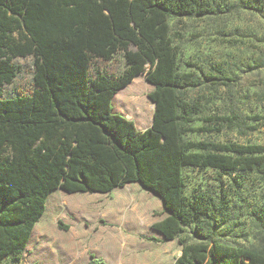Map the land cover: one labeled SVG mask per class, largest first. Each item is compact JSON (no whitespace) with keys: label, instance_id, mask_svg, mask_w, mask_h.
<instances>
[{"label":"trees","instance_id":"16d2710c","mask_svg":"<svg viewBox=\"0 0 264 264\" xmlns=\"http://www.w3.org/2000/svg\"><path fill=\"white\" fill-rule=\"evenodd\" d=\"M212 12L202 0H0V264L21 263L52 192L109 194L133 183L162 201L168 216L151 229L166 242L186 224L203 222L195 231L201 242L181 243L174 264H264V249L215 240L220 207L185 195L186 167L264 175V145L185 139L214 129L193 127L203 104L183 91L229 79L181 73L169 21ZM29 57L33 88L5 98L4 87L19 72L14 60ZM142 74L154 87L156 111L152 128L139 131L114 112L113 100L135 109L141 126L150 122L154 105L135 80ZM249 120L256 124L250 130L264 127V116ZM206 121L231 129L246 124L239 115ZM129 198L135 206L113 215L136 221L142 208ZM256 221L264 231V214ZM142 264H151L150 256Z\"/></svg>","mask_w":264,"mask_h":264},{"label":"rangeland","instance_id":"374dc122","mask_svg":"<svg viewBox=\"0 0 264 264\" xmlns=\"http://www.w3.org/2000/svg\"><path fill=\"white\" fill-rule=\"evenodd\" d=\"M208 1L212 14L203 18H170L171 37L178 53L181 73L223 75L229 79L226 86L214 87L208 82L195 90L185 89L183 98L199 101L204 112L197 116L193 127L211 126L213 132L189 133L185 139L193 142L238 143L264 145V127L250 130L256 125L250 117L264 116V0H202ZM263 3V6H262ZM124 69V59L117 56ZM34 59L18 58L17 78L4 87L5 98L27 93L33 88ZM150 67L148 66V70ZM141 87V97L154 105L150 122L141 126L135 109L116 102L114 112L133 121L139 131L152 126L156 105L149 99L154 87L146 81V74L135 78ZM130 86V85H128ZM239 115L246 124L235 129L210 124L206 119L214 116ZM218 129H221L220 131ZM185 195L199 204L217 205L218 224L214 239L248 248L264 249V231L256 218L264 214V175L256 172L222 173L214 169L186 167L183 170ZM133 183L117 189L110 195L67 194L57 190L49 198L46 219L56 233L48 241L46 250L41 246L45 238L33 239L20 264H140L150 256L151 264H174L184 252L181 243L201 241L195 231L203 222L186 224L175 241L166 242L151 229L164 220L162 201L152 193ZM142 208L134 221L130 217L112 218V210ZM135 202V204H136ZM81 206L82 209L78 208ZM125 207V208H124ZM68 227L61 230L59 223ZM78 235V249L69 251L74 242L70 233ZM155 239V240H151ZM62 245L65 249L60 251ZM68 249V250H66ZM160 252V253H159ZM153 253L158 257L151 259ZM160 254V255H159ZM152 257V258H153ZM56 259V260H55ZM5 264H13L11 259Z\"/></svg>","mask_w":264,"mask_h":264},{"label":"crops","instance_id":"0c3cea01","mask_svg":"<svg viewBox=\"0 0 264 264\" xmlns=\"http://www.w3.org/2000/svg\"><path fill=\"white\" fill-rule=\"evenodd\" d=\"M132 84V83H131ZM125 89V88H124ZM123 90V89H122ZM122 90H120L119 92H121ZM118 92V93H119ZM117 93V94H118ZM116 94V95H117ZM115 95V96H116ZM115 98V97H114ZM113 105H114V100H113ZM153 118H154V116H153ZM153 122H154V120H153ZM152 126H153V123H152ZM152 126L150 127V128H152ZM149 129V128H148ZM144 131V130H143ZM127 187V186H126ZM126 187H124V188H126ZM119 189H121L122 191H123V188H119ZM115 191H117V189L116 190H114L113 192H111V193H109V194H101L102 196L103 195H110V194H113V193H115ZM55 193H57V192H52L51 194H50V196L48 197V200H47V203H46V212L44 213V215L42 216V218L39 220V222L35 225V227H34V230H33V233H32V236H31V239H30V242H29V244H28V246H27V248H26V251H28V249H29V246H30V244L33 242V239H37V237L38 238H45L46 239V243L43 245V246H41V248H42V250H46L47 248L46 247H48V245H47V241L53 236V235H55L56 237H57V235H61V233H56V231H55V229H53V227L48 223V221H47V219H46V213H47V208H48V202H49V198L53 195V194H55ZM157 197V196H156ZM78 208H80V209H82V207L81 206H78ZM120 212L121 211V209H119V208H114L113 210H112V214L110 215L112 218H115V219H122L120 216H115V215H113L114 214V212ZM159 234V233H158ZM70 235L72 236V239L74 240V242L73 243H71L72 245L70 246V249H69V251H72L73 252V255H74V253L77 251V249H78V235H73V231L70 233ZM64 245H62V247L61 248H58L60 251H62L63 249H65L64 247H63ZM63 248V249H62ZM48 250L50 251V248L48 247ZM66 250H68V249H66ZM25 251V252H26ZM64 251V250H63ZM147 256V255H146ZM56 260V259H55ZM39 262L40 261H38V264H39ZM98 263V262H97ZM140 264H142V259L140 260Z\"/></svg>","mask_w":264,"mask_h":264},{"label":"water","instance_id":"95a60500","mask_svg":"<svg viewBox=\"0 0 264 264\" xmlns=\"http://www.w3.org/2000/svg\"><path fill=\"white\" fill-rule=\"evenodd\" d=\"M153 120H154V118H153Z\"/></svg>","mask_w":264,"mask_h":264}]
</instances>
